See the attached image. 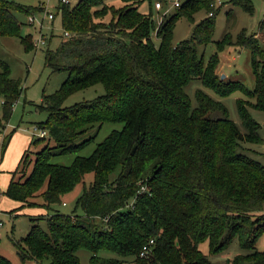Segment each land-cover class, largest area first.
<instances>
[{
  "label": "trees",
  "instance_id": "1",
  "mask_svg": "<svg viewBox=\"0 0 264 264\" xmlns=\"http://www.w3.org/2000/svg\"><path fill=\"white\" fill-rule=\"evenodd\" d=\"M112 1L79 0L58 7L71 37L45 51V65L69 77L58 91L43 95L41 107L49 115L39 125L47 130L48 142L32 155L24 152L4 193L22 207L38 206L42 199L40 206L50 208L86 174L94 173V180L77 200L84 217L54 211L45 218L47 230L35 223L14 241L19 256L37 264H82L77 251L85 248L92 252L90 264H211L201 243L208 241L217 253L238 238L247 252L231 264H264V251L256 245L264 233V163L238 150L244 141L263 140L260 124L248 110L264 111V50L257 33L241 36L242 45L252 50L254 89L241 82L224 87L216 74L224 42H216L208 61L198 53L213 41L214 15L190 39L173 44L178 18L209 0L185 1L157 29L152 14L140 10L147 0H121L120 7ZM234 3L254 10L250 0ZM30 10L0 0V36L18 34L22 23L15 12ZM31 36L22 37L26 48H32ZM194 79L221 96L241 90L254 99L243 105L238 100L246 133L229 118L227 107L203 90L197 91L198 104L192 107L185 86ZM99 83L105 94L63 106L71 94ZM22 90L0 58V133ZM213 111L223 115L212 117ZM106 122L123 123V128L99 142L92 155H78L72 165L51 161L93 142L97 134L79 139ZM11 137L2 141L1 155ZM96 218L102 223L96 224ZM146 245L149 252L141 256ZM100 250L119 257L100 256ZM0 264L13 263L0 254Z\"/></svg>",
  "mask_w": 264,
  "mask_h": 264
},
{
  "label": "rangeland",
  "instance_id": "2",
  "mask_svg": "<svg viewBox=\"0 0 264 264\" xmlns=\"http://www.w3.org/2000/svg\"><path fill=\"white\" fill-rule=\"evenodd\" d=\"M10 1L30 7L31 10L28 14L15 12L18 20L22 23L18 34L0 36V58L9 64L11 77L20 80L23 88L20 98L14 105L9 123L0 133V145L5 136L12 133L4 154H0V221L4 222V226H0V254L10 259L13 264H37L30 258L23 261L17 252L14 241L26 236L35 223H39L44 230H47L48 224L45 218L54 211L65 214L76 213L84 217L82 209L77 208V200L83 194L85 187H90L94 180V173L86 174L82 183L62 197L61 203L53 204L50 208L40 206L43 203L42 199L38 206L22 207L21 202L11 199L4 193L12 179V172L17 169L24 152L28 150L32 155V153L42 150L48 142V135L45 136V139L39 136V131L41 132L39 124L46 121L49 115L48 110L41 107L43 95L58 91L69 77V74L65 71L56 72L45 65V51L48 48L51 50L56 49L61 41L67 38L62 27V12L58 8L59 0ZM78 1L73 0L72 6ZM185 1L187 0H180L181 5ZM234 1L236 0H220L214 7L212 6L213 1L209 0L204 5L198 6L196 11L180 16L174 27L173 44L190 39L196 27L209 17V12H213L215 21L212 31L213 41L205 47L200 46L198 53L208 61L211 55L216 53V42L223 41L225 48L219 52V64L216 74L219 79H221L222 74L226 75L223 82L227 85H224V87H238L237 82H241L244 87L252 90L255 87L251 62L252 50L242 45L241 38L245 35L248 37L253 33H257L259 45L264 50V29L261 28L264 21V0H250L254 8L252 12L247 11L239 4H235ZM157 2H162V9L155 7ZM111 3L117 7L123 5L121 0H114ZM140 10L145 14H152L157 29L163 20V16L174 14L177 8L172 5L170 0H147L141 5ZM46 11L55 14L54 21L45 18ZM30 15H35L40 22L44 19L42 33L45 35L47 43L40 48L34 46L35 39L40 35V26L37 22L34 25L29 23ZM155 31L153 33L154 38H156ZM29 34H32L30 39L32 48H26L22 42V37ZM198 90H203L211 98L227 107L229 118L242 132L246 133L247 130L238 109V100H242L240 103L243 105L248 100L253 102L254 99H250L241 90H236L229 96L224 97L214 89L206 87L200 79H194L185 86V91L191 99L193 108L197 107L198 104L196 98ZM105 92V87L99 83L71 94L65 100L63 106L92 101L96 97L105 94ZM248 110L251 116L260 124L259 134L263 140L258 143L244 141L238 150L264 163V111L251 106H248ZM209 115L215 117L222 116L223 113L213 111ZM35 127H39V129L36 130ZM122 128L123 123L120 122H106L102 127L95 126L79 139L81 141L97 134L93 142L76 153L56 154L51 161L62 165H72L76 156L88 157L92 155L99 142L104 141L113 130H121ZM142 191H145V189H142ZM35 218L39 220H33ZM94 221L96 224L102 223L100 218H96ZM227 233L228 230L225 232V236ZM256 245L260 251H264V233L258 238ZM199 248L211 264H231L230 261L237 255L247 252L241 248L238 238L227 249L217 253L212 252L208 241L201 243ZM77 255L82 264H90L92 252L81 248L77 251ZM99 255L119 257L117 253L106 250H100Z\"/></svg>",
  "mask_w": 264,
  "mask_h": 264
},
{
  "label": "built area",
  "instance_id": "3",
  "mask_svg": "<svg viewBox=\"0 0 264 264\" xmlns=\"http://www.w3.org/2000/svg\"><path fill=\"white\" fill-rule=\"evenodd\" d=\"M72 1L73 0H59V7H63V6H72ZM172 1V2H171ZM170 2L172 3L173 6H175L176 8L177 7H180L181 6V2L180 0H170ZM218 2H220V0H213V3H212V6H216L218 4ZM155 7L157 9H162L163 8V4L162 2H157ZM214 13L213 12H209V16H213ZM45 18L49 19L50 21H54L55 20V14L52 13V12H49V11H46V14H45ZM163 19H164V16H163ZM163 21V20H162ZM38 23V25L40 26V35L38 38L35 39V42H34V46L36 48H40L42 45H45L47 43V40L45 38V35L42 33V28H43V22H44V19L43 21H39L35 15H30L29 16V23L34 25L35 23ZM161 24V22H160ZM64 35L68 38V37H71V34L67 31L64 32ZM2 102V101H1ZM36 130L39 129V127H35ZM48 132L47 130L45 129H41V132L39 131V136L40 137H45L47 136ZM142 189H146L145 187H142ZM0 226H4V222L3 221H0ZM153 243V240L150 241V244ZM149 248L147 245L143 247V251L141 252V256H144L145 254H147L149 252Z\"/></svg>",
  "mask_w": 264,
  "mask_h": 264
},
{
  "label": "water",
  "instance_id": "4",
  "mask_svg": "<svg viewBox=\"0 0 264 264\" xmlns=\"http://www.w3.org/2000/svg\"><path fill=\"white\" fill-rule=\"evenodd\" d=\"M171 2H172V1H171ZM225 77H226V75H225V74H222V75H221V80H223Z\"/></svg>",
  "mask_w": 264,
  "mask_h": 264
},
{
  "label": "crops",
  "instance_id": "5",
  "mask_svg": "<svg viewBox=\"0 0 264 264\" xmlns=\"http://www.w3.org/2000/svg\"><path fill=\"white\" fill-rule=\"evenodd\" d=\"M262 29H264V27L262 28ZM258 36V35H257ZM258 38V37H257ZM258 40H259V38H258Z\"/></svg>",
  "mask_w": 264,
  "mask_h": 264
}]
</instances>
